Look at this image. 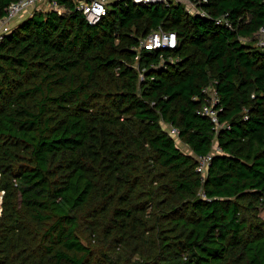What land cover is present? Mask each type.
Listing matches in <instances>:
<instances>
[{"label":"trees","instance_id":"obj_1","mask_svg":"<svg viewBox=\"0 0 264 264\" xmlns=\"http://www.w3.org/2000/svg\"><path fill=\"white\" fill-rule=\"evenodd\" d=\"M54 1L0 41V264H264V0Z\"/></svg>","mask_w":264,"mask_h":264},{"label":"built area","instance_id":"obj_2","mask_svg":"<svg viewBox=\"0 0 264 264\" xmlns=\"http://www.w3.org/2000/svg\"><path fill=\"white\" fill-rule=\"evenodd\" d=\"M115 1L119 0H75V3L77 10L84 15V17L90 24L94 25L100 22L107 15L109 7ZM133 1L136 4H163L166 6H170L173 2V0ZM188 1L190 3V8L192 9V11L189 12L190 14L207 16L206 11L202 10L199 5L208 2V0H199L198 3H195L191 0ZM43 3H45L48 7L47 9H45V11L56 10L62 12L60 11L59 5L54 0H19L11 3L7 8L6 15L0 18V41L6 34L10 33L12 28L19 21L32 16L34 12L37 11V8ZM221 21L222 20H219L217 23H220ZM257 36L260 37V40L257 41V45L264 49V27L260 29ZM177 45L178 40L176 33L167 32L163 29L152 32L140 42V48H145L148 50L175 49ZM203 93L206 95V101L198 111V114L209 117L212 123H214L215 125L216 132H219L220 129L225 127V124L220 122V113L223 111V108L219 107L221 103L220 96L212 86L204 88ZM168 130L169 133L174 137H177L179 134V131L176 128L169 127ZM220 153L221 149L217 147L216 152L212 151L208 155L197 157L196 170L203 176V178L208 173L213 156ZM261 217L264 221V207L261 212Z\"/></svg>","mask_w":264,"mask_h":264},{"label":"rangeland","instance_id":"obj_3","mask_svg":"<svg viewBox=\"0 0 264 264\" xmlns=\"http://www.w3.org/2000/svg\"><path fill=\"white\" fill-rule=\"evenodd\" d=\"M173 2H179L180 4L184 5L186 10L188 12L192 11V9L190 8V3L188 0H173ZM47 5L45 3H43L42 5H40L38 8H37V11H45V9H47ZM60 11H64V8H60ZM256 41H259L260 40V37L256 35ZM165 128H167V125H164ZM175 140L177 142V145L180 147V149L185 152V153H188L189 151V148L184 144L182 143L177 137H175ZM218 147V144L217 142L215 141V143L213 144V149L212 151L213 152H216V149ZM0 201H1V198H0ZM1 204V202H0ZM1 209V208H0Z\"/></svg>","mask_w":264,"mask_h":264},{"label":"crops","instance_id":"obj_4","mask_svg":"<svg viewBox=\"0 0 264 264\" xmlns=\"http://www.w3.org/2000/svg\"><path fill=\"white\" fill-rule=\"evenodd\" d=\"M176 3H179V2H176ZM188 154H192V152L190 151V149H189V151H188Z\"/></svg>","mask_w":264,"mask_h":264},{"label":"bare ground","instance_id":"obj_5","mask_svg":"<svg viewBox=\"0 0 264 264\" xmlns=\"http://www.w3.org/2000/svg\"><path fill=\"white\" fill-rule=\"evenodd\" d=\"M0 211H1V209H0Z\"/></svg>","mask_w":264,"mask_h":264},{"label":"water","instance_id":"obj_6","mask_svg":"<svg viewBox=\"0 0 264 264\" xmlns=\"http://www.w3.org/2000/svg\"><path fill=\"white\" fill-rule=\"evenodd\" d=\"M1 202V201H0Z\"/></svg>","mask_w":264,"mask_h":264}]
</instances>
